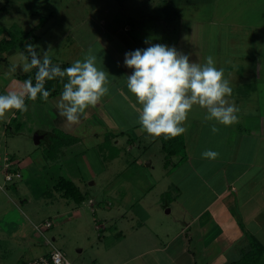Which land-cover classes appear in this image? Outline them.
Instances as JSON below:
<instances>
[{
    "label": "crops",
    "instance_id": "crops-1",
    "mask_svg": "<svg viewBox=\"0 0 264 264\" xmlns=\"http://www.w3.org/2000/svg\"><path fill=\"white\" fill-rule=\"evenodd\" d=\"M257 2L258 12H253L249 18H244V24L238 21L233 29L234 33L237 32L236 27L238 30L241 29L238 41L242 40L241 34H250L251 39L255 40V42L251 40L252 48L243 50V44L240 43L239 45L242 46H238L235 52H231L237 59V62L234 60L235 64L228 63L229 59H225L227 61L225 65L216 64V67L223 69L224 77L229 80L230 85L238 88L237 92L233 91L232 96L228 98L230 103L234 102L239 108L238 123L226 127L214 121H205V110L197 106L189 113L184 124L187 128L186 133L171 138L170 141L163 137H150L138 123L140 106L137 104L136 97L127 88L126 76L131 74L132 69L124 65L125 54L137 49H145L150 44L163 43L174 46L178 51L189 55L192 62L203 64L209 55L215 62L219 61V48L210 50L202 40L205 32L203 19L186 21L189 23L188 31L181 29V20H183L181 19V25L177 31L164 29L162 32H156V23L161 22V18L171 22L170 15L168 18L165 13L159 16L158 20L153 19L151 29H145L142 25L141 20L148 19L145 14L134 18L127 15L126 18L131 20H126L122 26L118 27L114 26V20L109 21L105 14L99 17L92 14L80 17L66 16L67 25L58 34L50 35V32L34 34L32 39L27 41V44L34 45L42 36L47 37L46 41L50 39V45L60 47L59 54L54 53L50 57L57 64H66L65 68L71 66L76 60H82L91 50L92 54L97 56V67L109 73L110 81L108 94L96 106H89L79 123L69 124L59 115L56 107L63 90V83L59 78L52 80V90L55 92L48 99H51L53 103L55 116L52 119L55 120L56 126L35 123V134L39 136L38 142L43 138L48 139L58 126L64 134L69 136V139L62 140L65 144L62 148H58V151H68L74 147L78 149L81 147V140L75 126H81L89 121V125L83 128V134L88 131V128L93 130L96 126H101L103 129L108 127L115 137L129 134L130 137L127 140L132 143L131 146L137 144L138 148L143 147L149 150L155 142L161 141L163 151H175V154H171L172 160L168 158L166 161L168 164H164L167 186L175 191L173 201L162 205V208L168 207L165 214H172V223L167 224L170 233L165 232L167 226L157 229L149 226L148 222L153 217L154 209L150 208L144 198L153 189L150 185L147 195L144 191L142 192L143 204L135 207L139 200V197H135L136 203L132 201L131 207L126 211L137 216L139 223L131 225V232H120L121 246L128 257L118 264L127 261L132 264H150L149 261L151 264H199V262L218 264L223 255L230 253L237 243L246 239L248 232L264 229V0H255V3ZM207 22L214 23V19L211 17ZM39 25L34 24L31 30L38 29ZM13 40V36L5 39L6 44H11ZM230 41L235 44V37L230 38ZM11 46L5 45L3 50L0 49L2 56L5 53L6 57L3 58L7 61L5 68H8L9 75L13 65L8 62L7 56L17 51V46L12 44ZM251 53L253 61L246 62V56L248 57ZM30 72H24L22 68L14 72L5 82L4 93L10 90L19 91L25 81L19 75ZM39 100L43 99L39 98ZM29 101L26 100V104ZM27 106L28 111L21 114V124L29 120L30 105ZM15 112L12 110L10 115H7L5 130L10 127L9 124L13 119L19 117ZM213 125L219 129L217 133L211 131ZM99 134L100 131L95 133L96 136ZM169 142L171 146H173L172 143L181 142L182 151L179 149L178 153L176 147L165 148ZM209 149L219 152L220 155L216 160L201 157V153ZM62 157H65V154ZM164 158L166 160L167 155ZM17 161L20 169L28 168L33 164L40 165L36 162L37 159L30 156ZM137 164H143V162L140 160ZM150 164L151 161L147 163L148 166ZM40 166L41 170L45 167L43 164ZM164 192L163 190L162 194ZM22 200L27 201L23 198L20 200L21 203H23ZM19 203L15 204L18 206ZM172 203L176 205V208ZM6 204L7 202L2 203L1 207ZM154 207L159 208L160 204ZM73 211L78 214V209ZM2 214L0 221L3 222L15 215ZM134 216L131 218L134 219ZM5 222L6 226L0 224L3 226H0V236L11 239L17 236L22 237L28 245V252L31 249L40 252L36 257L47 251L48 247L39 239V235L34 236L30 233L29 224H16L13 220ZM36 230L38 231L37 228ZM162 235L164 237H161ZM255 235L253 236L258 239ZM35 237L39 241L35 240ZM243 243L244 248L249 249L251 246L249 240ZM238 253L239 257L234 258L233 261L229 259L227 264H237V260L240 256L242 258L245 251L238 250ZM21 256L23 255L19 253L15 260H11V264H17Z\"/></svg>",
    "mask_w": 264,
    "mask_h": 264
},
{
    "label": "rangeland",
    "instance_id": "rangeland-1",
    "mask_svg": "<svg viewBox=\"0 0 264 264\" xmlns=\"http://www.w3.org/2000/svg\"><path fill=\"white\" fill-rule=\"evenodd\" d=\"M253 12H258V2L255 3V0H0V49L3 50L5 45L17 46L14 54L7 53L8 62L15 65V71L10 75L8 68H5L7 66V61L3 58L5 53L4 56L0 54V95L6 94L4 85L11 78L10 76L20 68L23 70V65L27 61L23 59L21 53L25 52L27 41L32 39L34 34L45 32H50V35L58 34L67 25L66 16L80 17L92 14L99 17L105 14L109 21L114 20V26L118 27L126 20H131L126 18L127 15L134 18L145 14L148 19L141 20L142 25L145 29H151L153 19L158 20V17L165 13H167L166 17L170 15L171 22L161 18V22L156 23V32H162L164 29L175 32L181 21V29L188 31L189 23L186 21L203 19L205 32L202 40L210 50L219 48L220 59L216 64L221 66L227 63L225 59H229L228 63L231 64L237 62L231 52H235L238 46L241 47L240 43L243 44V50L252 48V41L255 40L251 39V35L241 34L242 40L238 41L241 29L238 30L236 27V33L233 29L238 21L244 24V18H249ZM211 17L214 23L207 22ZM34 24L40 25L38 29L31 30ZM12 36L14 40L11 44H6L5 39ZM234 37L236 42L232 44L230 38L234 39ZM46 38L42 36L34 44L39 46L35 50L42 55L49 46V56L54 53L59 54L60 47L58 45L53 47L50 45V39L46 41ZM251 55L252 53L246 56V62L253 61ZM231 87L237 92L238 88L232 85ZM27 105H30L28 113L30 115L26 123H20L22 113L17 110L13 111H16L15 114L19 117L13 119L6 130V117L11 112L0 118V217L2 213L15 214L4 220L5 223L13 220L16 224H29L32 235H39V239L44 242L49 239L53 246L62 250L72 264H118L128 257L121 246L120 232H131V225L139 223L137 216L126 211L131 207L132 201L136 203L135 197H139L135 207L143 204L142 192L147 195V189L152 185V191L144 198L150 208L154 209L153 217L148 223L153 229L167 226L165 232L168 233L167 224L171 222L172 214H165L168 207L162 208V205L173 201L175 191L167 186L164 164L167 165V159L172 160L173 157L169 150H162L161 141L155 142L152 148L145 150L143 147L138 148L137 144L131 146L132 143L127 140L129 134L115 137L108 127L103 129L101 126H96L93 130L88 128L83 134V128L89 125L88 121L81 126H75L81 147L59 152L58 148H62L65 144L62 140L69 139L60 127L57 126L54 134H50L48 139L43 138L38 143L34 135L35 123L56 126L55 120L52 119L55 116L52 100L44 101L38 98L34 102L30 100ZM99 131L100 134L96 136L95 133ZM172 144L173 146L167 144L165 148L176 147L178 153L182 151L181 142ZM64 154L65 157H62ZM165 155H167L166 160H164ZM29 156L37 159L38 164H43L44 169L41 170L40 165L34 164L20 169L17 160ZM8 157H11V165L6 166ZM139 159L143 164H137ZM150 161L151 164L148 166L147 163ZM13 171L21 176L6 180V174ZM62 177L73 181L84 195V200L77 202L63 195L64 188L60 187ZM163 190L165 192L162 194ZM23 198L27 201L22 200L21 203L20 200ZM6 202L8 205L1 207L2 203ZM16 202H20V205L17 206ZM157 204H160L159 208L154 207ZM172 205L176 208L174 203ZM76 209L78 214L73 211ZM131 216L135 218L132 219ZM47 221L51 226L46 228L42 223ZM4 222L1 220L0 224L3 225ZM161 224L164 226H160ZM36 225H41L40 228H43L41 233L36 230ZM263 230L259 229L258 232L261 233L257 230L248 232L246 239L237 243L230 253L223 255L218 264H227L228 261L239 257L238 250L246 251L247 247L244 248L242 244L246 240L250 241L251 234H256L258 242L264 247ZM34 239L39 241L37 237ZM27 247L20 236L14 239L0 236V264H11V260H15L19 253L23 256L17 264H22L40 253L32 249L28 252ZM240 258L237 264H242ZM263 258L264 248L261 258L258 259L260 264H264ZM149 263L151 264L150 261ZM121 264L132 263L127 261Z\"/></svg>",
    "mask_w": 264,
    "mask_h": 264
},
{
    "label": "clouds",
    "instance_id": "clouds-1",
    "mask_svg": "<svg viewBox=\"0 0 264 264\" xmlns=\"http://www.w3.org/2000/svg\"><path fill=\"white\" fill-rule=\"evenodd\" d=\"M37 47L26 44L25 52L21 53L27 61L23 71L36 70L35 83L29 78L23 81L19 91L0 95V118L12 110L27 112L26 100L47 101L51 91L45 84L59 78L63 83L56 105L59 115L69 124L79 123L86 109L96 106L108 94L109 73L97 67V56L91 50L82 60L61 68L52 63L48 51L41 55L35 50ZM124 65L132 69L126 76L127 88L140 106L138 123L152 138L170 139L185 134L184 124L197 106L205 110V121L226 127L239 121V108L228 99L233 89L211 55L200 64L192 62L189 55L174 46L154 43L145 49L127 52ZM11 70L15 71V65ZM211 131L217 133L219 129L213 125ZM219 155L211 149L201 153L202 158L209 160H216Z\"/></svg>",
    "mask_w": 264,
    "mask_h": 264
},
{
    "label": "trees",
    "instance_id": "trees-1",
    "mask_svg": "<svg viewBox=\"0 0 264 264\" xmlns=\"http://www.w3.org/2000/svg\"><path fill=\"white\" fill-rule=\"evenodd\" d=\"M51 59L53 64L59 65L61 68H65L66 64H57L55 63L53 58ZM35 71L36 70L33 69L30 73L21 74L19 75V77L24 80L31 78L33 80V83H35ZM45 88L51 91V95L54 94L55 91L52 90V81H48L45 84ZM170 139L168 140L170 141ZM164 143L166 144V142ZM169 145H171V142H169ZM169 153L173 154V150H169ZM60 183H61L60 187L64 188L63 195H65L68 198H72L77 202L84 200V195L77 189V187L70 178L62 177ZM250 237H251L250 239L251 246L249 247V249L245 251L244 255L240 259V262H242V264H260L258 259L261 258V252L263 251L264 247L262 246V244L258 242V240L254 236L250 235Z\"/></svg>",
    "mask_w": 264,
    "mask_h": 264
},
{
    "label": "built area",
    "instance_id": "built-area-1",
    "mask_svg": "<svg viewBox=\"0 0 264 264\" xmlns=\"http://www.w3.org/2000/svg\"><path fill=\"white\" fill-rule=\"evenodd\" d=\"M9 158V157H8ZM6 166L11 165V157L7 159V162L5 164ZM17 165V164H16ZM15 165V166H16ZM21 176V174L17 173L15 174V171L8 172L5 176L6 180H13L15 177ZM42 225V224H41ZM41 225H36V228L41 233V230L43 228H40ZM45 227L51 226L50 222L47 221L43 223ZM45 243L47 245V251L44 254H41L40 256H37L30 261H28L26 264H72L63 254L62 250L59 249L56 246L52 245V242L49 239L45 240ZM51 245V246H50Z\"/></svg>",
    "mask_w": 264,
    "mask_h": 264
},
{
    "label": "water",
    "instance_id": "water-1",
    "mask_svg": "<svg viewBox=\"0 0 264 264\" xmlns=\"http://www.w3.org/2000/svg\"><path fill=\"white\" fill-rule=\"evenodd\" d=\"M35 135H36V136H35V141L38 142L37 138H38L39 136H38L37 133H36Z\"/></svg>",
    "mask_w": 264,
    "mask_h": 264
}]
</instances>
